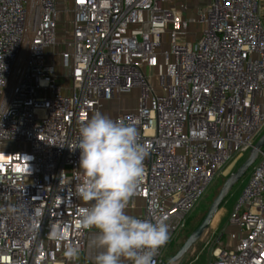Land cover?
Returning a JSON list of instances; mask_svg holds the SVG:
<instances>
[{
	"label": "built area",
	"instance_id": "2783aa9c",
	"mask_svg": "<svg viewBox=\"0 0 264 264\" xmlns=\"http://www.w3.org/2000/svg\"><path fill=\"white\" fill-rule=\"evenodd\" d=\"M185 9L0 0V264H69L68 245L84 251L78 209L88 204L71 148L81 124L125 93L139 92L137 106L108 116L150 146L135 217L169 226L154 264L214 177L249 153L264 132L262 0H208L192 18ZM256 161L228 216L233 233L205 264H264V149Z\"/></svg>",
	"mask_w": 264,
	"mask_h": 264
},
{
	"label": "clouds",
	"instance_id": "9594fccd",
	"mask_svg": "<svg viewBox=\"0 0 264 264\" xmlns=\"http://www.w3.org/2000/svg\"><path fill=\"white\" fill-rule=\"evenodd\" d=\"M149 148L135 124L101 112L79 128V139L71 149L80 151L83 181L77 194L88 204L78 209L79 224L97 230L93 244L100 251L95 264H154L159 248L169 238L164 217L153 221L127 212L144 180ZM79 253L78 247L68 245L64 254L76 260Z\"/></svg>",
	"mask_w": 264,
	"mask_h": 264
},
{
	"label": "rangeland",
	"instance_id": "374dc122",
	"mask_svg": "<svg viewBox=\"0 0 264 264\" xmlns=\"http://www.w3.org/2000/svg\"><path fill=\"white\" fill-rule=\"evenodd\" d=\"M176 1L186 5L184 15L188 18L195 17L200 11H203L208 3V0H176ZM261 11L264 15V0H262ZM198 29L199 26L196 27L191 26L189 31L194 32V30L197 31ZM193 38L194 35L191 36V39ZM138 95L139 92L137 90H133L129 93L123 94L118 100L108 103L105 106L103 113L105 115H109V114L113 115V114H117L122 110L134 109L137 106ZM246 156L231 163L227 167L223 175H216L214 177V179L210 184V187L208 188L206 195L203 197L200 203L192 210L191 214L189 215L187 227L185 229H182L178 233L176 238L167 246L163 255L164 261H168L176 254L178 249L187 239L189 232L192 231L202 221L214 198L219 193L226 178L230 175V173L234 172L243 163ZM254 164L250 167L247 173L234 185L232 190L229 192V194L223 201L216 217L212 221L211 225L204 231V233L197 240V242L176 264H205L206 261L211 257L212 250L216 247L217 245L216 242L218 238L222 237V239H226L229 235H231V233H233V230L228 225V216L229 213L233 210L238 198L241 196L243 189L248 184Z\"/></svg>",
	"mask_w": 264,
	"mask_h": 264
},
{
	"label": "water",
	"instance_id": "95a60500",
	"mask_svg": "<svg viewBox=\"0 0 264 264\" xmlns=\"http://www.w3.org/2000/svg\"><path fill=\"white\" fill-rule=\"evenodd\" d=\"M264 148V132L254 143L253 147L249 151L243 163L224 181L219 193L214 198L208 211L198 227L187 237L181 247L178 249L176 254L168 261H161V264H176L182 257L189 251V249L197 242L202 236L204 231L211 225L215 215L218 213L223 201L232 190L234 185L247 173L250 167L256 162L259 152Z\"/></svg>",
	"mask_w": 264,
	"mask_h": 264
},
{
	"label": "crops",
	"instance_id": "0c3cea01",
	"mask_svg": "<svg viewBox=\"0 0 264 264\" xmlns=\"http://www.w3.org/2000/svg\"><path fill=\"white\" fill-rule=\"evenodd\" d=\"M144 211V201L141 199H135L134 202L131 200L127 212L136 216ZM97 230L91 228L89 231L87 244L84 251L79 255L78 259L75 262L69 264H95V257L100 251L97 247L94 246L93 241L96 237Z\"/></svg>",
	"mask_w": 264,
	"mask_h": 264
},
{
	"label": "trees",
	"instance_id": "16d2710c",
	"mask_svg": "<svg viewBox=\"0 0 264 264\" xmlns=\"http://www.w3.org/2000/svg\"><path fill=\"white\" fill-rule=\"evenodd\" d=\"M188 219H189V217H188ZM188 219H187V222H186L185 227H184L183 229H185V228L187 227ZM199 224H200V223H199ZM199 224H198V225H199ZM198 225H197L192 231L189 232V235H190V234H191V233H192V232L198 227ZM189 235H188V236H189Z\"/></svg>",
	"mask_w": 264,
	"mask_h": 264
},
{
	"label": "bare ground",
	"instance_id": "6f19581e",
	"mask_svg": "<svg viewBox=\"0 0 264 264\" xmlns=\"http://www.w3.org/2000/svg\"><path fill=\"white\" fill-rule=\"evenodd\" d=\"M216 215H217V214H216ZM216 215H215V217H216ZM215 217H214V218H215ZM213 220H214V219H213Z\"/></svg>",
	"mask_w": 264,
	"mask_h": 264
}]
</instances>
